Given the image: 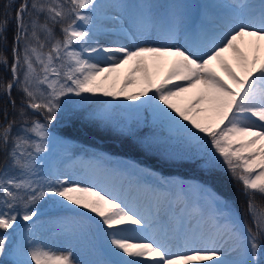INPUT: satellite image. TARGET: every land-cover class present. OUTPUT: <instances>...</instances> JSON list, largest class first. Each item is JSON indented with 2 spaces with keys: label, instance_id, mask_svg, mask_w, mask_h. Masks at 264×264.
<instances>
[{
  "label": "snow or ice",
  "instance_id": "1",
  "mask_svg": "<svg viewBox=\"0 0 264 264\" xmlns=\"http://www.w3.org/2000/svg\"><path fill=\"white\" fill-rule=\"evenodd\" d=\"M11 4L0 20L5 43ZM185 9L21 0L10 66L0 51L11 73L0 79V264H85L71 245L55 248L38 235L49 201L57 211L88 214L107 238L114 259L92 264H264V207L256 203L264 196V0H230L213 19L204 8L199 23H189ZM105 33L114 38L102 42ZM73 97L99 106L66 108ZM116 108L143 109L179 132L193 164L209 172L222 165L242 186L252 223L206 184L162 181L177 190L142 206L123 191L47 166L54 139L65 143L54 123L110 121ZM186 189L202 199L192 203ZM169 200L183 204L179 218L161 214ZM136 230L153 235L137 243Z\"/></svg>",
  "mask_w": 264,
  "mask_h": 264
},
{
  "label": "rangeland",
  "instance_id": "2",
  "mask_svg": "<svg viewBox=\"0 0 264 264\" xmlns=\"http://www.w3.org/2000/svg\"><path fill=\"white\" fill-rule=\"evenodd\" d=\"M20 1L12 0L11 8L13 7L14 10L15 5ZM200 1L201 3H206L209 19L215 18L217 14L224 13L228 8L220 3L212 4L213 0H98V3L112 4L120 2L133 5L150 3L156 5L158 11L166 10L169 5L183 4L186 6L185 11L189 18ZM8 3L9 0H0L1 6H5ZM201 5V9L204 11L203 4ZM5 11L6 8L2 10V14H5ZM15 16L16 10L14 14V23L16 24ZM202 18L203 16L199 18L198 22H195L199 23ZM102 23L105 27L110 26L109 21H102ZM8 26H11L9 29L12 28L11 20ZM113 38L107 33L100 36L102 42ZM179 42H184L182 36L179 37ZM129 68L130 66H125L119 70L121 79L129 73ZM17 94L20 97L21 93L17 92ZM65 104L66 108L71 107L78 112H84L85 110L99 106L92 100L81 101L77 97L71 98ZM142 110L116 108L110 121L88 120L101 129L109 131L111 135H128L133 137L131 139L132 143L141 155L133 156L124 152L107 151L105 150V146L100 145V143H98L99 145H94L88 142L84 146L80 145L75 139L61 133V124L67 120L60 119L52 127L57 139L63 140L65 143H56L54 139L51 151L45 157L47 166L58 169L73 179L78 178L89 184L95 181L106 189L123 191L130 194L142 206L148 204L155 206L158 198L163 199L164 194L168 191L177 190L170 185L162 184V181H178L186 186L198 183L206 184L217 195L223 197L235 208L239 209L242 217L251 224L252 217L248 215V203L244 195L238 199L235 197V190L232 188L226 187L221 193L214 188V186L217 188L222 186L218 179H216L217 176H221L217 172H224L227 175L229 183L243 194L242 186L232 179L231 175L222 165H218L215 170L209 172L190 162L185 155V153L191 150L190 145L185 142L182 135L170 128L166 123L155 120L150 113V127L145 131L143 130L144 135L142 137L137 135L139 125L137 124L136 115ZM169 153L175 155L169 156ZM198 174H204L205 176H201L207 178L206 180L216 181L213 185L208 184L206 180L199 179ZM186 191L192 203H196L203 197V194L194 193L190 189H186ZM225 195H228L229 198ZM169 203H171V207H169ZM256 203L259 207H264V196L257 195ZM182 208L183 204L179 201L169 200L168 202H164L161 214L166 212L170 217L179 218L180 214L178 210ZM41 211L45 214L41 216L38 235L45 242L59 249H67L71 245L77 258L84 260L85 264H92L97 259H109L107 250L109 246L103 242V239L107 238L102 233L97 232L95 225L89 221L88 214L83 212L78 214L76 212L57 211L52 207L50 201L47 203L42 202ZM20 223L24 225L31 224L32 222L21 221ZM8 231L11 235L12 230ZM132 235L137 237L135 241L139 243L147 242L148 240L146 239L150 238L153 233L151 230L146 232L141 230L134 231ZM107 244L109 243L107 242ZM233 257L234 259L236 258L235 256Z\"/></svg>",
  "mask_w": 264,
  "mask_h": 264
},
{
  "label": "trees",
  "instance_id": "3",
  "mask_svg": "<svg viewBox=\"0 0 264 264\" xmlns=\"http://www.w3.org/2000/svg\"><path fill=\"white\" fill-rule=\"evenodd\" d=\"M21 3L18 2L15 7H17ZM13 7L9 10L10 11V17H9V23L10 20L12 21V28L9 29L6 33L7 41L6 43L4 41H0V51L3 52L4 55L8 57L9 66L11 64L12 60V47H13V34L15 32L16 24L14 23V14L16 8ZM5 9V6L0 5V20H3L5 18V14H2V10ZM0 79H3L5 82L9 79H11V73L10 71H6L4 66L0 64ZM12 95L17 98V101H19V94H17V91L14 89ZM6 100V97L0 96V108L4 107V102ZM9 111H11V108L9 106ZM3 120L2 114H0V121ZM137 124L139 125V131L137 132V135L142 137L144 135L143 130L145 131L148 127L151 125V120L149 116V112L142 110L139 114L136 115ZM62 132L70 136L72 138L77 139L81 143H92L94 145H99V142H102L105 146V150L112 151L116 153L124 152L125 154H130L134 156L141 155L139 151L136 149L135 145L132 143L133 137L128 135H111L109 131L102 130L98 128L96 125L89 123L87 121H84L83 118L77 119L74 122H68L62 126ZM140 131H142L140 133ZM221 176H217L216 179L222 184L221 187H215L216 191L219 193L222 192L223 189L226 187L232 188L235 190V197L241 198L243 194H241V191L237 190L234 186H232L227 178V175L224 172H217ZM204 174H198V178L202 180H206L204 176H201ZM216 180H206L208 184H214ZM226 196V195H225ZM228 196V195H227ZM226 196V197H227ZM229 197V196H228Z\"/></svg>",
  "mask_w": 264,
  "mask_h": 264
},
{
  "label": "bare ground",
  "instance_id": "4",
  "mask_svg": "<svg viewBox=\"0 0 264 264\" xmlns=\"http://www.w3.org/2000/svg\"><path fill=\"white\" fill-rule=\"evenodd\" d=\"M228 2H230V0H213L212 4H217L220 3L223 6H227L228 7ZM201 4H203V7L206 8V3H201V1L197 4L196 9L191 13V15L189 16V23H196L199 21V18L202 16L203 14V10L201 9ZM191 19V20H190ZM196 21V22H195ZM155 183V182H154ZM136 231H141V230H136ZM146 232V231H145ZM150 233V232H149ZM133 234V232H132ZM148 240V238L146 239ZM103 242L108 245L110 247L109 244H107L108 240L107 239H103ZM137 242V241H134ZM106 247V246H105ZM107 248V247H106ZM108 250V248H107ZM109 259H114V257H111L109 254ZM225 258H229V259H234L233 255L229 254L228 256H226ZM81 260V259H80ZM202 264H212V261H204L202 262Z\"/></svg>",
  "mask_w": 264,
  "mask_h": 264
}]
</instances>
